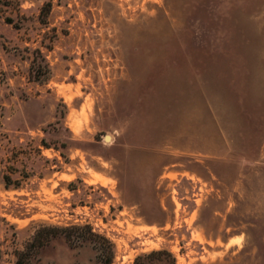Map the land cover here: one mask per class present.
I'll use <instances>...</instances> for the list:
<instances>
[{"label":"rangeland","instance_id":"obj_1","mask_svg":"<svg viewBox=\"0 0 264 264\" xmlns=\"http://www.w3.org/2000/svg\"><path fill=\"white\" fill-rule=\"evenodd\" d=\"M84 225L111 264H264V0H0V264Z\"/></svg>","mask_w":264,"mask_h":264},{"label":"trees","instance_id":"obj_2","mask_svg":"<svg viewBox=\"0 0 264 264\" xmlns=\"http://www.w3.org/2000/svg\"><path fill=\"white\" fill-rule=\"evenodd\" d=\"M60 236L64 237L71 245H81L84 243L92 245L97 253V263L111 264L113 258L111 244L104 237L95 234L88 225L72 226L69 228L43 226L35 230L32 240L22 250L15 251L14 264H36L39 250ZM153 257L159 262H162L161 258L163 257L169 258L170 264H175L172 256L166 251L151 252L146 258ZM139 259H143V257ZM135 264H137V261Z\"/></svg>","mask_w":264,"mask_h":264},{"label":"bare ground","instance_id":"obj_3","mask_svg":"<svg viewBox=\"0 0 264 264\" xmlns=\"http://www.w3.org/2000/svg\"><path fill=\"white\" fill-rule=\"evenodd\" d=\"M105 141L109 143V141H110V137H106V138H105ZM100 180H101V179H100ZM102 183H104V182H102Z\"/></svg>","mask_w":264,"mask_h":264}]
</instances>
